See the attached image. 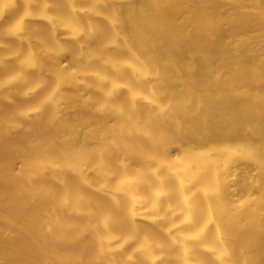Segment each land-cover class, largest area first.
<instances>
[{
	"label": "bare ground",
	"instance_id": "6f19581e",
	"mask_svg": "<svg viewBox=\"0 0 264 264\" xmlns=\"http://www.w3.org/2000/svg\"><path fill=\"white\" fill-rule=\"evenodd\" d=\"M0 264H264V0H0Z\"/></svg>",
	"mask_w": 264,
	"mask_h": 264
}]
</instances>
